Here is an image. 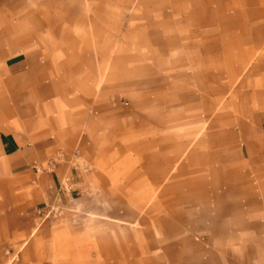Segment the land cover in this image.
Instances as JSON below:
<instances>
[{
    "label": "crops",
    "instance_id": "0c3cea01",
    "mask_svg": "<svg viewBox=\"0 0 264 264\" xmlns=\"http://www.w3.org/2000/svg\"><path fill=\"white\" fill-rule=\"evenodd\" d=\"M181 239L264 264V0H0V264H168Z\"/></svg>",
    "mask_w": 264,
    "mask_h": 264
},
{
    "label": "rangeland",
    "instance_id": "374dc122",
    "mask_svg": "<svg viewBox=\"0 0 264 264\" xmlns=\"http://www.w3.org/2000/svg\"><path fill=\"white\" fill-rule=\"evenodd\" d=\"M114 20H115V22H113V18L99 17V21H100L99 24L102 27L104 25L105 26L108 25V23L110 22L109 24L114 25L115 28L117 29V31H118V29H121L122 30V26H121L122 22L119 21L120 19L116 17ZM103 35L104 34L101 33V44L104 43V42H106V41H108V40L102 38ZM111 40L115 42V47L118 49L117 51H119V50L122 49V43H123V33L122 32H115V39L113 40V38H112ZM122 68H123L122 66H121V68L117 66L116 73L114 74L115 77H116V80L111 81L110 83H112V85H115V87L113 89V90H115L114 93L117 96H120L119 107L125 108L126 105H127V101L124 99V96L126 95V92H127L128 88H129V86L126 85L127 83H129V81H123L122 79H119V77H121V76H119L120 75L119 73L120 72L123 73ZM105 71L106 72L108 71L107 68H105ZM136 89L137 88H131V87L129 88V90H132L133 91L132 94L135 93L134 91ZM137 197H138V200H139V194L117 193L116 194V201L119 204V200L121 198V199H123L121 202H128L129 204H132L133 205V204H135V202H137L135 200V199H137ZM170 204H171L170 202L169 203L164 202L163 217H162L163 219L162 220L164 222L163 224H164V232L165 233L170 232L171 231V227H172V225H171L172 209H170V207H165V205L169 206ZM128 211H130V209H128ZM159 212H161V211L158 210L157 215H155V213L153 211H151L150 213H152V214L149 213L146 216L145 215H142V216L148 217V218H151V217H154L155 218L156 216H158ZM179 214H180V219L182 218V216H187V209H181L179 211ZM127 216H128V218H121V217H119V219H126V221H131L130 220L131 219L130 218V215H127ZM160 220H161V218H160ZM127 223H129V222H127ZM126 225H122V226H126V227L131 228L133 232H135V230L137 229L138 232H139V224L137 222H135L134 227H130L129 224H126ZM180 227L183 228L182 225ZM216 231H218V230H216ZM185 233H187V231H185ZM182 234L183 233L181 231V236H182ZM123 235H124V233H123ZM223 243L224 242H221V241H218V240L212 241V242H208V244L210 245V247L213 248V249H220V247H221V245H223ZM148 244L150 245L149 247H153V246H154L153 248L156 247V243L155 242L148 241ZM176 247H179V250L181 249V252L186 251L188 249H190V251L191 250H194V249H199L198 246H195L193 242H191V241H189L187 239H184V240L181 239L179 241H174V242H172V241H164V247L163 248L165 250L166 249L167 250H170V255L164 257L165 260L169 261L168 264H178V262H176L177 260L179 261V264H188V262H187V259L188 258L185 259L184 255H183L185 253H181V255H179V257L172 258V256H171V249H176ZM158 248H160V247H158ZM232 248H235V246H233ZM203 258L204 257H202V259ZM143 259L144 258H135V257H133L132 259H130V260L128 259V261L124 262V260L122 258L120 260V263L119 264H141L142 263L141 261ZM152 259H153V257L152 258L149 257V258L146 259L147 261L149 260L148 261V264H150V262H151L150 260H152ZM206 259H207L208 263H211V262L214 263V261H215V258H213V257H206ZM7 261H8V263H10V257L7 258ZM139 262H141V263H139ZM197 262L199 263V261H196L195 263H197ZM201 263H203V261Z\"/></svg>",
    "mask_w": 264,
    "mask_h": 264
}]
</instances>
